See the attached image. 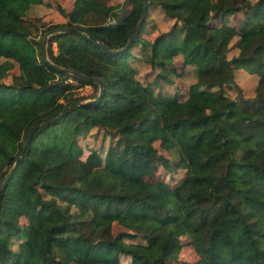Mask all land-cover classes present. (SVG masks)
Returning <instances> with one entry per match:
<instances>
[{
  "label": "trees",
  "instance_id": "trees-1",
  "mask_svg": "<svg viewBox=\"0 0 264 264\" xmlns=\"http://www.w3.org/2000/svg\"><path fill=\"white\" fill-rule=\"evenodd\" d=\"M33 3L51 1L0 0V180L43 119L0 192V264H118L121 253L132 264H264V0H149L116 52L56 28L83 26L117 48L143 0L57 4L64 20L51 24L27 15ZM153 9L167 29L154 32ZM177 55L193 70L184 98L155 88L182 74ZM134 57L157 72L141 80ZM55 65L101 78V94L78 103L97 84ZM238 68L256 76L251 95ZM85 84L96 91L76 94ZM93 127L112 137L84 153ZM161 164L183 174L167 181ZM173 227L191 234L196 259L175 262L159 246Z\"/></svg>",
  "mask_w": 264,
  "mask_h": 264
},
{
  "label": "rangeland",
  "instance_id": "rangeland-1",
  "mask_svg": "<svg viewBox=\"0 0 264 264\" xmlns=\"http://www.w3.org/2000/svg\"><path fill=\"white\" fill-rule=\"evenodd\" d=\"M51 4L45 3H33L29 6L27 10V15L30 17H39L41 20L47 23H55L64 20V14L58 9L57 4L61 5L65 10L74 9V0H50ZM110 2H116L117 0H109ZM128 6V5H127ZM128 8V7H126ZM87 7L83 6L81 12H85ZM241 14L236 13L237 18ZM151 19L155 21L156 27L154 29L153 25L149 28L150 32L154 29L156 33L158 30L167 29L171 25V20H167L161 14V11L158 9H153L150 12ZM152 23L150 21L148 24ZM47 36L50 32L44 33ZM150 34V33H149ZM154 34V33H153ZM150 36H152L150 34ZM181 55H177L174 59L176 67L178 70L182 69V74H172V79H167L159 76V85H156V90H160L163 93L167 94H176L180 98H184L187 93L188 84L193 80V70L192 66L181 67ZM133 64L138 69V77L141 80H146L151 78L154 73L157 72V68H152L150 65L142 58L134 57L132 59ZM235 79L237 83L241 86L242 92L245 95H251L253 93V88L255 85L256 76L249 73L245 69H236L235 70ZM6 80H9V75L6 77ZM226 91L230 94H235V89L233 87H225ZM98 90V87L97 89ZM90 84H85L78 86L76 88V94L89 95L96 91ZM111 135L100 129V128H91L90 131L83 137H80V142L83 145L84 153L91 147L96 148H105L108 142L111 139ZM158 150L167 156L170 162H174L177 159V152L173 149H163L158 148ZM157 173V171H156ZM160 177H165L167 181L179 178L183 174V169L173 170L171 167H166L164 165L158 166V173ZM173 175L176 177L173 178ZM173 178V179H172ZM69 175L64 174L61 177L62 182H68ZM119 228L116 224L113 225V230L116 231ZM139 239L126 238L125 242L129 244H135ZM159 246L166 251V253L175 255V262H188L197 258V253L193 247V241L191 234L182 227H173L164 233L160 239ZM118 264H132L128 255L121 253Z\"/></svg>",
  "mask_w": 264,
  "mask_h": 264
},
{
  "label": "water",
  "instance_id": "water-1",
  "mask_svg": "<svg viewBox=\"0 0 264 264\" xmlns=\"http://www.w3.org/2000/svg\"><path fill=\"white\" fill-rule=\"evenodd\" d=\"M148 2L149 0H143V3H142V6H141V10L138 14V17L136 19V21L134 22L130 32H129V35L127 37V39L125 40V42L117 47V48H111V47H108L101 39L97 38L95 35L91 34L89 31L86 30V28H84L83 26H77V25H72V26H66V27H57L56 30H68V29H78V30H82L84 32L87 33V35L93 39L94 41H96L100 47H102L103 49L105 50H108V51H112V52H116V51H119V50H122L124 48H126L128 46V44L130 43V41L132 40L134 34L137 32L139 26H140V23L142 22L145 14H146V10H147V6H148ZM46 40H47V34L44 35L43 37V55H44V58L45 60H47L50 64H54L47 56V51H46ZM57 68L59 69H62V70H65L67 72H70L71 74L75 75V76H78V77H85L87 78L88 80L92 81V82H95L97 84V87H98V90H97V94L93 97H90V98H85L84 100H78L77 102L78 103H84V102H87V101H90V100H95L102 92L103 90V86H104V82L101 78L97 77V76H93V75H86V74H83L81 72H78L76 70H73L69 67H66V66H61V65H55ZM70 101L72 100H68L66 101V103L64 104V108L70 103ZM61 113L58 112L55 116L53 117H56V116H59ZM41 121H43V119L39 120L38 122H36L32 127H30L19 151L17 152V154L15 155L14 159H13V162L11 163V165L8 167V169L5 171L2 179L0 180V192H1V189L5 183V181L9 178L12 170L14 169V167L16 166V164L18 163L19 159H20V156L22 155L25 147L27 146L28 144V141L31 137V134H32V131L34 129V127L40 123Z\"/></svg>",
  "mask_w": 264,
  "mask_h": 264
}]
</instances>
